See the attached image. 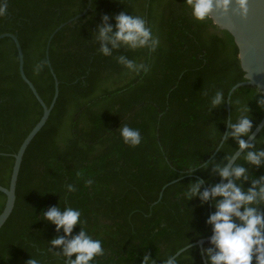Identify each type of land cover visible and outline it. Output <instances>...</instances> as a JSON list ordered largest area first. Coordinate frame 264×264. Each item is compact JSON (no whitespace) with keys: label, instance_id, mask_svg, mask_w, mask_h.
<instances>
[{"label":"trees","instance_id":"trees-1","mask_svg":"<svg viewBox=\"0 0 264 264\" xmlns=\"http://www.w3.org/2000/svg\"><path fill=\"white\" fill-rule=\"evenodd\" d=\"M88 2L86 13L50 41L48 59L58 96L22 157L14 206L0 228V264H26L30 257L40 264H60L62 257L54 255L59 249L50 250L48 242L63 231L57 233L41 215L58 204L79 208L83 226L103 242L104 256L96 264H140L144 255L162 264L187 240L191 244L211 235L205 221L209 202L214 211L212 201L203 206L198 199L187 202L182 189L196 180L208 181L202 190L219 183L214 167L224 166L229 153L238 149L233 139H224L206 162L222 139L226 123L221 121L226 122L227 112L225 102L209 114L204 93L213 85L229 91L244 81L233 38L213 21L193 20L184 0H8L9 15L0 17V34L16 36L24 74L46 106L54 91L46 41ZM123 10L142 15L161 40L152 54L123 49L114 53L148 62L147 74H125L113 58L100 56L92 42L100 16ZM36 64L42 65L39 74L33 72ZM237 96L251 97L254 129L264 112L257 101L264 96L252 86L237 88L230 99ZM229 109L230 124L235 104L229 103ZM41 115V106L19 75L13 41L0 39V186L8 187L13 155ZM124 124L140 130L139 146L122 142L118 128ZM213 125L220 134L216 142L209 139ZM262 133L264 127L254 139ZM243 155L232 167L239 163L246 169L249 181L240 183L247 189L251 179L264 176V164L252 166ZM190 160L200 164L191 174L184 168ZM89 178L93 183L86 186ZM67 183L77 190L67 193ZM4 203L0 193V213ZM259 210L264 212V207ZM78 231L74 227L73 235ZM207 247L209 242L203 250ZM175 260L203 264L197 246Z\"/></svg>","mask_w":264,"mask_h":264},{"label":"clouds","instance_id":"clouds-1","mask_svg":"<svg viewBox=\"0 0 264 264\" xmlns=\"http://www.w3.org/2000/svg\"><path fill=\"white\" fill-rule=\"evenodd\" d=\"M184 3L190 9L193 20L205 22L215 20L213 13L227 16L230 8L232 15L241 19L247 18L250 0H184ZM8 15V0H0V17ZM92 42L98 46L96 51L100 56L113 58L116 64L125 70V74L137 76L147 74L151 65L146 61H137L127 55L117 56L114 53L123 49L133 52L145 50L152 54L161 46L160 38L154 34L146 19L142 15L132 14L126 10L111 17L106 13L101 15L100 23L92 33ZM41 68V64H36L33 72L39 74ZM204 95L207 97V109L211 114L212 110L218 109L226 102L228 88L213 85ZM249 99L251 97L241 100L237 96L235 100L231 98L228 101L232 105L235 104V118L232 116V122L227 124L229 132L225 139H233L244 154L242 159L252 166L259 167L264 164V147H261L264 145V133L251 144L246 143V140L251 138L253 130ZM257 105L264 109V98L258 100ZM118 131L125 145L137 147L142 143L139 129L124 124ZM219 138L220 134L213 125L209 139L216 142ZM230 158L231 153L226 159ZM197 167H200V164L195 160H190L184 166L189 174ZM203 167L206 169L208 165L205 164ZM213 170L226 183H216L202 190L203 184L208 181L196 180L189 182L187 187L182 189L187 202L198 199L203 206L212 201L214 211L205 221L206 225L211 227L210 247L203 250L206 264H264V212L259 210L264 207V176L251 179L250 187L244 189L240 181H249V175L239 163L231 168L226 164L216 165ZM77 175L79 176V173ZM92 183L90 178L84 180L86 186ZM76 190L72 183L65 185L67 193ZM41 215L43 221L55 226L57 233L63 231V236L58 235L48 242L50 250L59 249L54 251V255L57 258L62 257L60 264H96L97 258L104 256L103 242L90 235L83 226L84 221L79 208L70 206L61 208L58 204L42 211ZM77 226L79 231L73 235V229ZM188 244L187 240L186 246ZM26 264H40V261L30 257ZM140 264H156V258L144 255ZM162 264H177V261L169 256Z\"/></svg>","mask_w":264,"mask_h":264},{"label":"water","instance_id":"water-1","mask_svg":"<svg viewBox=\"0 0 264 264\" xmlns=\"http://www.w3.org/2000/svg\"><path fill=\"white\" fill-rule=\"evenodd\" d=\"M90 2H88V5L86 6L85 10L79 14L73 17L72 19L68 20L65 23L60 24L48 37L46 41L45 46V59L47 62V66L49 68V72L53 78L54 82V91L53 96L51 99V102L48 106L41 100L39 97L35 87L33 84L26 78L24 71H23V55L21 51V47L19 45V42L15 35L10 33H2L0 34V39L2 38H10L16 48L17 55H18V72L22 79V81L27 85L29 90L31 91L32 95L35 97L37 102L42 108V115L39 119V121L33 126V128L30 130V132L27 134V136L23 139L22 143L20 144L17 152L13 155V166L11 170V175L9 179L8 187H2L0 186V193L5 195V203L4 207L0 213V228L3 226V224L6 222L7 218L12 212L14 201H15V187L17 182V177L22 161V157L24 155V152L31 142V140L35 137V135L40 131V129L44 126L45 122L48 119V116L54 106V103L58 96V81L55 77V74L53 73V70L50 66L49 59H48V49L50 45V41L53 38V36L65 25L70 24L74 20L78 19L82 15L86 13V11L89 9ZM213 23L219 27L222 30L227 31L231 37L233 38V41L238 49V58L240 62L241 70L243 71L244 75V81L239 82L235 84L233 87L230 88L228 91V95L226 96V112H227V119H226V125H225V131L222 136V139L220 143L218 144L215 151L211 154V156L206 160L208 162L217 152L219 147L222 145L227 131L228 126L230 122V109H229V100L231 94L239 87L242 86H252L258 89V91L264 96V0H250L249 3V13L247 18L241 19L239 16H234L231 13V8L229 10V13L227 16H219L217 13H213ZM264 127V112L260 119V121L257 123L255 128L252 130V136L251 138L246 140V143H251L254 138L258 135V133L261 131V129ZM242 153L239 148L232 154L231 158L227 161L226 166L228 168H231L236 159L240 156ZM205 162V163H206ZM202 166V165H201ZM197 177V176H196ZM179 180V179H178ZM177 180H174L171 183L176 182ZM219 183L224 184L225 180H223L221 177H219ZM167 186V185H166ZM165 186V187H166ZM163 187L161 189V192L159 194L158 200L161 198L162 191L165 188ZM205 187V185H204ZM209 214H211L210 210V202H209ZM209 237L198 239L197 241L189 244L188 246H185L178 250L175 254H173L171 257L175 259L178 257L182 252L189 249L190 247L197 246L202 263L206 264L204 254H203V245L209 242Z\"/></svg>","mask_w":264,"mask_h":264}]
</instances>
